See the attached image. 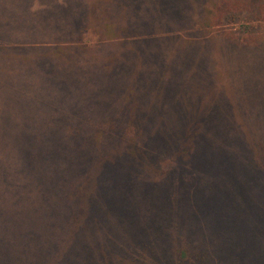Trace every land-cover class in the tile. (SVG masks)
<instances>
[{
    "label": "trees",
    "instance_id": "obj_1",
    "mask_svg": "<svg viewBox=\"0 0 264 264\" xmlns=\"http://www.w3.org/2000/svg\"><path fill=\"white\" fill-rule=\"evenodd\" d=\"M66 1L64 7L50 6L55 12L46 15V20L54 24L19 27L18 33L26 41L8 42L33 49L67 48L87 55L101 47L123 49L149 40L174 41L173 53L164 55V87L159 83L149 87L154 97L164 94V117L125 121L120 120V111L109 116L100 110L75 115L68 106L91 102L95 96H67L54 90L36 93L33 84L32 89L20 91L24 99L48 102L56 108L51 115L41 114L43 120L32 118L12 129L17 135H0V185L23 183L28 195L41 199L61 194L55 189L62 184L80 186L74 194L102 197L103 211L109 217L111 212L125 214L121 205L126 200L152 195L162 200L164 239L174 226L182 242L193 245L194 231L203 220L198 221L193 209L202 208L209 220L217 215L219 228L240 242L224 240L219 247L229 252L243 249V257L249 253L251 263L263 264L264 120L248 115L214 119L206 106L226 94L238 103L232 99L246 92L238 87L241 82H259L264 77V59L238 55L243 49L238 46L221 47L214 39L195 38L203 36L197 26L209 29L214 17L254 0ZM148 2L157 10L153 20L139 15ZM63 11L75 13V20L64 18ZM188 30L193 34L185 35ZM86 34L96 35L98 45L85 44ZM176 43H181V51L202 55H174L179 52ZM128 74L133 78L126 88L140 94L141 88L148 89L136 73ZM119 79L112 78L109 84L111 96L115 99L117 94L114 102L127 106L119 99ZM128 127L134 129L129 137ZM168 185L170 191H164ZM98 187L101 189L94 190ZM5 190L8 188H0V194ZM110 204L113 210L109 213ZM259 207L261 217L256 215ZM187 262L183 250L178 264Z\"/></svg>",
    "mask_w": 264,
    "mask_h": 264
},
{
    "label": "rangeland",
    "instance_id": "obj_2",
    "mask_svg": "<svg viewBox=\"0 0 264 264\" xmlns=\"http://www.w3.org/2000/svg\"><path fill=\"white\" fill-rule=\"evenodd\" d=\"M119 1L129 4L128 0ZM52 4L64 7L68 1L0 0V135H17L19 133L12 129L21 128L32 118L43 120L41 114L53 113L56 107L46 104L48 102L24 99L20 91L32 89L33 84L36 93L54 90L67 96L71 93L94 95L91 102H75L67 107L75 115H90V110H100L109 116L120 111L123 116L120 120L125 121L164 117V94L154 97L149 87L150 84L157 87L158 83L164 87V55L173 53L174 41L149 40L123 49L101 47V51L87 55L67 48L43 50L10 44L26 41L19 35V27L54 24L55 21L46 20V15L55 12L50 7ZM155 6L159 9L157 4ZM139 15L153 20L157 10L148 2ZM63 17L75 20L76 15L63 11ZM196 31L203 35L196 36L197 39L211 38L221 47L238 46L243 48L238 55H258L263 60L264 0L231 7L229 13L214 17L209 29L197 26ZM184 33L193 34L190 30ZM97 39L93 34L84 35V43L91 47L98 45ZM175 49L179 52L174 55H202L181 51V43H176ZM128 73H136L137 79L141 77L140 84L148 87L141 88L142 95L138 90L125 87L133 78ZM112 78H120L119 99L127 106L114 102L118 98L117 94L115 99L111 96ZM245 82L238 87L246 92L232 99L238 103L230 101L229 94L213 98L214 103L206 106L210 109L207 114L214 119L233 115L239 119L248 115L263 121L264 77L259 82L257 79ZM58 84L63 88L59 89ZM126 133L131 136L133 127H128ZM12 187L0 185V188H8L0 194V264H178L183 250L188 258L184 264H255L247 258L249 253L242 256L243 249L234 248L229 252L218 246L224 240L240 242L219 228L217 215L209 220L202 208L193 209L198 221L203 217L200 228L194 231L197 245H193L182 242L174 226H170V235L164 239L162 200L152 195L126 200L121 205L125 214L111 212L112 204L108 205L109 217L103 211L102 197L74 194L75 188L80 189V186H57L55 190L61 194L48 199L28 195V187L23 183ZM170 188L168 185L164 191ZM97 189L101 187L94 190ZM7 192L8 195L2 196ZM256 215L262 216L260 207Z\"/></svg>",
    "mask_w": 264,
    "mask_h": 264
}]
</instances>
